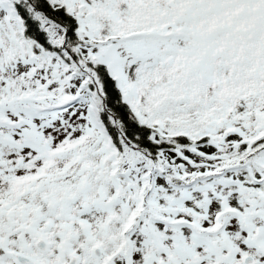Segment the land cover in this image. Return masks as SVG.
I'll return each instance as SVG.
<instances>
[{
	"label": "snow or ice",
	"instance_id": "6c2138e0",
	"mask_svg": "<svg viewBox=\"0 0 264 264\" xmlns=\"http://www.w3.org/2000/svg\"><path fill=\"white\" fill-rule=\"evenodd\" d=\"M0 264H264V0H0Z\"/></svg>",
	"mask_w": 264,
	"mask_h": 264
}]
</instances>
